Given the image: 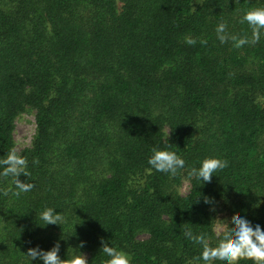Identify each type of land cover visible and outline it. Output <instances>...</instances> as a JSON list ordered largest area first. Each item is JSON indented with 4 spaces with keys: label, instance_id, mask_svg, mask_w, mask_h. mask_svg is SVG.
<instances>
[{
    "label": "trees",
    "instance_id": "16d2710c",
    "mask_svg": "<svg viewBox=\"0 0 264 264\" xmlns=\"http://www.w3.org/2000/svg\"><path fill=\"white\" fill-rule=\"evenodd\" d=\"M250 8L264 0H0V160L16 120L35 114L31 145L16 150L35 187L0 195V264L58 240L61 259L78 250L102 264L101 238L131 264H199L186 230L210 246L222 214L264 230V36L235 47L214 31L223 22L251 41L239 23ZM166 144L185 160L175 177L146 171ZM205 157L227 167L181 194ZM46 207L64 222L43 227Z\"/></svg>",
    "mask_w": 264,
    "mask_h": 264
},
{
    "label": "clouds",
    "instance_id": "9594fccd",
    "mask_svg": "<svg viewBox=\"0 0 264 264\" xmlns=\"http://www.w3.org/2000/svg\"><path fill=\"white\" fill-rule=\"evenodd\" d=\"M239 23L247 24L251 29L252 39L249 41L246 37H237L235 35L228 37L226 35L227 25L218 22L214 31L217 39L224 43L226 39H231L235 47H242L245 44H256L261 36H264V8H250L245 11L239 19ZM185 43L194 45L196 40L185 37ZM204 43V41H201ZM169 133H166L164 139L168 141ZM169 142V141H168ZM148 167L146 171H152L175 177L179 172L185 170V160L175 151L169 150L168 144L164 148L153 147L151 154L146 161ZM227 167V161L217 157H205L199 161L198 166L187 169L186 175L182 178L185 191L191 189L192 182L200 184L210 183L217 170ZM30 173L27 171V160L24 156L17 154L16 148H12L6 155V158L0 160V177H10L11 186L0 189V195L19 196L21 193L31 191L35 185L32 183L22 182L19 177L27 178ZM205 205H212L213 198L205 196L203 198ZM210 211H215L210 208ZM39 220L43 227L47 225H59L64 222V217L60 212L53 208H44L38 214ZM220 227L223 235L217 238L215 246H210L206 233L194 234L190 230L184 232V236L195 245L201 248L200 254L193 257V261L199 264H241L242 261H250L251 264H264V230L260 224L253 225L245 216H237L230 222L220 220ZM62 239V238H61ZM85 242L80 241L78 248H83ZM100 252L107 259L102 264H131L129 253L113 245L109 246L102 238L100 240ZM60 241H56L53 246L44 250L36 245L29 247L24 255L26 264H32L38 261L40 264H88L85 256L78 250L67 259H61ZM191 264V262H190Z\"/></svg>",
    "mask_w": 264,
    "mask_h": 264
},
{
    "label": "rangeland",
    "instance_id": "374dc122",
    "mask_svg": "<svg viewBox=\"0 0 264 264\" xmlns=\"http://www.w3.org/2000/svg\"><path fill=\"white\" fill-rule=\"evenodd\" d=\"M35 133V114L34 112L23 113L17 120L15 124V142H16V150L19 152L24 148H27L31 145L33 136ZM181 194H187L188 191H185V186H182L179 189ZM220 220H227V216L222 214L219 217ZM217 221L215 226V231L217 234L223 232L220 227V221ZM143 237V236H142Z\"/></svg>",
    "mask_w": 264,
    "mask_h": 264
}]
</instances>
